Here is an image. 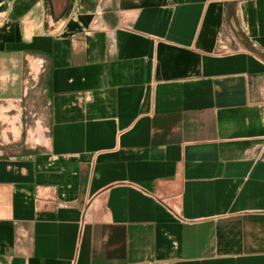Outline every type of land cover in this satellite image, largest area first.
<instances>
[{
	"label": "crops",
	"instance_id": "crops-1",
	"mask_svg": "<svg viewBox=\"0 0 264 264\" xmlns=\"http://www.w3.org/2000/svg\"><path fill=\"white\" fill-rule=\"evenodd\" d=\"M0 264H264V0H0Z\"/></svg>",
	"mask_w": 264,
	"mask_h": 264
},
{
	"label": "rangeland",
	"instance_id": "rangeland-1",
	"mask_svg": "<svg viewBox=\"0 0 264 264\" xmlns=\"http://www.w3.org/2000/svg\"><path fill=\"white\" fill-rule=\"evenodd\" d=\"M28 70L31 71L30 79L28 81V96H30L29 105L37 108L43 107L44 113L47 115V94L44 91V74H45V62L35 56H29L26 60ZM31 66V67H30ZM42 75V76H41ZM33 76V77H32ZM44 115L33 114L28 115L27 125L35 126V121L45 118ZM36 136V135H34Z\"/></svg>",
	"mask_w": 264,
	"mask_h": 264
}]
</instances>
